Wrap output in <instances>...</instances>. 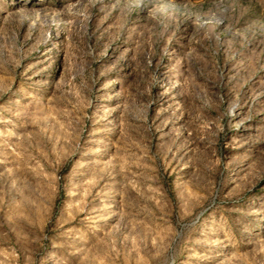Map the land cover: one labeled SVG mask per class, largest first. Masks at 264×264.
Listing matches in <instances>:
<instances>
[{
	"label": "rangeland",
	"instance_id": "obj_1",
	"mask_svg": "<svg viewBox=\"0 0 264 264\" xmlns=\"http://www.w3.org/2000/svg\"><path fill=\"white\" fill-rule=\"evenodd\" d=\"M0 264H264V0H0Z\"/></svg>",
	"mask_w": 264,
	"mask_h": 264
}]
</instances>
